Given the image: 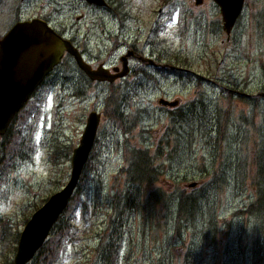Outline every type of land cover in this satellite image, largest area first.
<instances>
[{
	"label": "rangeland",
	"instance_id": "obj_1",
	"mask_svg": "<svg viewBox=\"0 0 264 264\" xmlns=\"http://www.w3.org/2000/svg\"><path fill=\"white\" fill-rule=\"evenodd\" d=\"M123 1L124 11L144 22L141 42L148 34V48H140L161 66L148 67L144 82L114 85L111 91L122 98L121 106L103 85L80 82L72 68L57 70L37 88L14 122V136L4 143L0 137V264H12L27 221L68 182L71 153L87 116L112 111L114 105L124 123L117 114L99 123L81 191L69 205L70 231L54 264H264L263 216L245 213L255 199L257 148H264V0H245L229 41L212 0ZM103 14L83 0H0V38L17 21L41 19L82 42L93 67L102 61L112 67L125 48L113 50L100 37ZM116 29L106 21L107 32ZM229 90L247 95L248 102L228 96ZM160 98L179 99L180 105L161 108ZM227 101H232L229 110ZM218 113L224 115L220 127ZM124 141L153 156L160 177L152 189L173 200L188 191L201 214L177 229L176 201L165 211V221L127 210L123 226L116 228L119 238L109 239L110 260L101 259L113 191L126 186L118 178ZM3 149L9 155L2 160ZM7 160L11 167L3 163ZM215 178L225 184L217 188ZM191 183H197L193 190L187 188ZM209 217L217 218L210 232L214 239L207 236Z\"/></svg>",
	"mask_w": 264,
	"mask_h": 264
},
{
	"label": "water",
	"instance_id": "obj_2",
	"mask_svg": "<svg viewBox=\"0 0 264 264\" xmlns=\"http://www.w3.org/2000/svg\"><path fill=\"white\" fill-rule=\"evenodd\" d=\"M83 1L99 8L105 5L104 0ZM212 1L219 8L222 29L228 37L242 13L245 0ZM196 4H201V0H197ZM64 53L72 56L76 65L92 81L112 83L125 75L122 72L111 76L102 66L93 70L82 61L71 42L58 35L45 21H19L0 39V136L6 133L15 115L59 64ZM148 63L153 64L151 60ZM123 67H126V61ZM159 104L165 108H174L178 106V101L162 99ZM99 122L98 113L91 112L88 115L79 145L71 154L69 181L27 221L20 233L12 264H29L64 213L94 146ZM196 186L197 183H191L187 188L193 189Z\"/></svg>",
	"mask_w": 264,
	"mask_h": 264
},
{
	"label": "trees",
	"instance_id": "obj_3",
	"mask_svg": "<svg viewBox=\"0 0 264 264\" xmlns=\"http://www.w3.org/2000/svg\"><path fill=\"white\" fill-rule=\"evenodd\" d=\"M112 87L113 86L109 87L112 97L120 104H118V106H121L123 104V100L121 97L113 94V91H111ZM237 92L241 94V92ZM227 94L228 96L230 95V93ZM239 100L246 103L245 101L248 102L249 98H240ZM109 102L111 103V101ZM227 102L229 110L232 107V101ZM21 111L22 109L15 115L5 135L1 136L2 142H6L5 140H7L8 137L12 135L14 136V122L18 119ZM116 114L120 119V125H122L124 123L122 120H125V117L115 105L112 111H108L107 109L105 110L104 117H106L108 121L112 119L115 120ZM223 119L224 115L221 117L218 113L217 120L219 127ZM3 145L5 146V144ZM122 148L124 153V163L118 172V178L120 177V179L125 182L126 186L123 189L113 191L110 221L108 222L109 224L105 226V230L108 228V231L104 233L107 237H101L103 242L100 245V258L103 259L105 257L107 260H110V256L113 252L112 249L114 248V246L110 244L111 242L109 239L112 237L115 243L119 238L120 232H117L118 229L116 230V228L123 226V219L126 216L127 210L135 212L142 211L144 215L148 216V218L156 215L165 221V211L169 208L170 204L172 205V202L174 203V201H176V217L174 223L177 229L183 226V223H195L196 218L201 214V208L198 200L188 194V191L181 190L178 197L173 200L171 196L165 193L162 189L151 188L159 181L160 171L154 165L153 156H151L147 150L132 148V146L127 145V141H124ZM256 154L257 156L255 157V162H253L254 175L251 182L255 199L246 207L247 211L245 213L253 216L254 218H261V216H263L262 220L264 221V148H261L260 150L257 148ZM8 155L9 154H6L3 149L2 160ZM92 157L93 155H90L89 160L83 168L77 190L71 198L67 208L53 226L43 247L36 254L34 258L36 260V264H54L57 256L61 255V242L67 237L70 231L69 223L71 222V214H69V205L73 201V198L79 194V191H81L87 165L90 163ZM3 163H8V166L10 165L8 160ZM9 167H11V165ZM218 180L219 182L217 183V188H219L218 184H225L224 179L216 178L214 179V183ZM216 221V217H209L206 220L205 227L207 230V236L210 234L211 239H214V235L210 232L217 223ZM259 229L261 230L262 226Z\"/></svg>",
	"mask_w": 264,
	"mask_h": 264
},
{
	"label": "flooded vegetation",
	"instance_id": "obj_4",
	"mask_svg": "<svg viewBox=\"0 0 264 264\" xmlns=\"http://www.w3.org/2000/svg\"><path fill=\"white\" fill-rule=\"evenodd\" d=\"M21 1H23V0H21ZM104 2H105V5L103 7H100V8L104 11L105 15L103 14L102 17L99 18V22H98L100 32L102 34L100 37H102V39H104V40L111 42L113 45V50H116L121 46H123L125 48L124 52L118 57L116 65H114L112 67H107L106 62H104V61L98 63L96 67H93L92 64L90 63V61L85 59V52H86L85 51V45L82 42L77 41L76 37L70 38V37L66 36L63 31L59 32V31L54 30L52 27L51 28L58 35L62 36L65 40L71 42V44L74 46V48L80 54L82 61L84 63L88 64L93 70L97 69L99 66H102V68L104 70H108L110 72L111 76L119 75L122 72H124L125 75L122 78L114 80L112 83L92 81L76 65V62L74 61L73 57L70 56L68 53H64L62 58L59 61V64L52 70V72L48 75L47 78H49L52 75H55L57 70H61L63 67L69 68V69L72 68L73 69L72 74H74V69H75V71H77V73H79L80 82L83 78L91 84L103 85L104 88H106L110 92L109 87L114 86V85L119 84V83H125L128 85V83H132V82L133 83H140V82H144L145 80H148V67L152 68V69H157L161 66L158 63H156V61L154 59H152L154 57L153 55H151L152 58L149 59L153 62V64L150 65L148 63V52L145 53L141 49V48H144V49L148 48V34H147V40L141 42V37L143 35V32H142L143 29L142 28H144L143 27L144 22L140 23V21L138 19L133 18V15L131 12H128V11L125 12L124 11L125 8L127 7V5L123 0H104ZM196 2H197V0H196ZM201 3H202V1H201ZM26 21H30V20H26ZM106 21L112 22L115 25V27L117 28L116 29L117 32H115L116 34L115 33L113 34V32L112 33L107 32ZM236 24L237 23H235L234 27L236 26ZM132 25H134L135 34L132 33V31H133ZM147 27H148V24H147ZM234 27L231 30V33L234 30ZM74 28H75V26H74ZM231 33L227 37L228 41L231 38ZM84 40L86 42V41H88V38L85 36ZM124 58H126V60ZM125 61H126V67H123V63ZM173 65H178V64H173ZM169 68L171 70H175V71L179 72L180 74H185L188 72V70H186V69H181V68L176 69L170 65H169ZM72 74L69 75L70 79H72ZM228 93H230V95H236L237 97H240V98H247V99L249 98L247 95H244L243 93L239 94L237 91H233V90H229ZM162 99H165V98H160L157 100V104L161 108L176 109L180 105V101H179V99H177V101H178L177 107L165 108L159 104V101ZM165 100H168V99H165ZM168 101H170V100H168ZM170 102H172V101H170ZM98 114L100 115V121H101L102 118H104V116H105V109L99 111ZM99 125H98V129H97V133H96L95 144L98 140ZM70 170H71V167H70Z\"/></svg>",
	"mask_w": 264,
	"mask_h": 264
},
{
	"label": "bare ground",
	"instance_id": "obj_5",
	"mask_svg": "<svg viewBox=\"0 0 264 264\" xmlns=\"http://www.w3.org/2000/svg\"><path fill=\"white\" fill-rule=\"evenodd\" d=\"M94 146H95V142H94ZM94 146H93V147H94ZM92 151H93V148H92L91 152H92ZM80 181H81V180H80Z\"/></svg>",
	"mask_w": 264,
	"mask_h": 264
}]
</instances>
